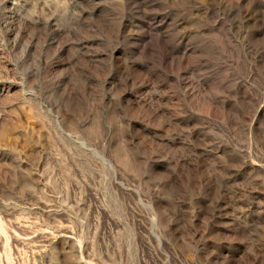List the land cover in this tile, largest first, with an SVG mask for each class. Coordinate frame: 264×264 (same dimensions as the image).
Masks as SVG:
<instances>
[{
    "label": "rangeland",
    "instance_id": "rangeland-1",
    "mask_svg": "<svg viewBox=\"0 0 264 264\" xmlns=\"http://www.w3.org/2000/svg\"><path fill=\"white\" fill-rule=\"evenodd\" d=\"M0 264H264V0H0Z\"/></svg>",
    "mask_w": 264,
    "mask_h": 264
}]
</instances>
